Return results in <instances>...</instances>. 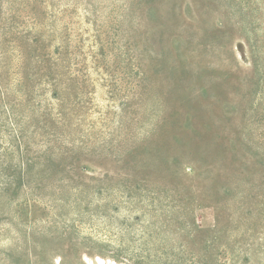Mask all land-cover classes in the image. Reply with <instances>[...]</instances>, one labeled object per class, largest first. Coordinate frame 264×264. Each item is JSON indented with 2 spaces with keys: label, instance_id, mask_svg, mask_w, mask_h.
Returning a JSON list of instances; mask_svg holds the SVG:
<instances>
[{
  "label": "rangeland",
  "instance_id": "1",
  "mask_svg": "<svg viewBox=\"0 0 264 264\" xmlns=\"http://www.w3.org/2000/svg\"><path fill=\"white\" fill-rule=\"evenodd\" d=\"M98 257L264 264V0H0V264Z\"/></svg>",
  "mask_w": 264,
  "mask_h": 264
},
{
  "label": "bare ground",
  "instance_id": "2",
  "mask_svg": "<svg viewBox=\"0 0 264 264\" xmlns=\"http://www.w3.org/2000/svg\"><path fill=\"white\" fill-rule=\"evenodd\" d=\"M98 260H99V262H100V264H106L107 263V261L105 260H103L102 258H100V257H98ZM103 262V263H102ZM112 261H110V264H112L111 263ZM114 262V264H125V263H118V262H116V261H113Z\"/></svg>",
  "mask_w": 264,
  "mask_h": 264
}]
</instances>
